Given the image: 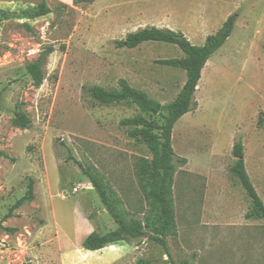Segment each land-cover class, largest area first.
<instances>
[{
	"label": "rangeland",
	"instance_id": "obj_1",
	"mask_svg": "<svg viewBox=\"0 0 264 264\" xmlns=\"http://www.w3.org/2000/svg\"><path fill=\"white\" fill-rule=\"evenodd\" d=\"M42 2L52 11L36 16ZM197 2L212 10L210 18H220L234 2L238 16L202 69L196 108L172 128L173 227L164 235L165 247L145 233L84 251L74 234L81 206L95 231L107 233L117 224L77 161L144 232L150 210L139 166L151 154L142 139L129 136L133 126L120 123L140 111L100 103L90 89H118L124 79L164 105L174 100L186 73L159 61L181 58L182 50L165 42L128 48L117 41L149 27L162 8L172 10L178 24L184 7ZM219 18L203 25V35L217 31ZM263 43L264 0H0V264H264V219L245 217L252 200L231 171L232 146L240 141L264 203ZM47 46L53 51L35 87L25 66ZM16 103L31 120L23 130L11 122ZM150 119L163 121L161 115ZM28 177L34 199L4 218L26 192Z\"/></svg>",
	"mask_w": 264,
	"mask_h": 264
},
{
	"label": "trees",
	"instance_id": "obj_2",
	"mask_svg": "<svg viewBox=\"0 0 264 264\" xmlns=\"http://www.w3.org/2000/svg\"><path fill=\"white\" fill-rule=\"evenodd\" d=\"M95 0H72L73 5H88ZM61 6L68 5L62 3ZM52 10L46 6L44 2L36 16H43L50 13ZM237 13L230 14L223 22L221 27L212 34L206 36L205 41L201 45L192 44L181 31H173L167 28L146 27L139 31L129 33L124 39L117 41L118 46L134 48L144 42H165L177 45L184 56L176 59H164L159 62L173 67L181 68L186 73V80L170 103L162 104L153 99L147 92L141 89L132 87L126 80L120 81L118 89H105L102 86H93L90 89V95L98 102L103 104H127L135 105L140 111V114L131 118L122 119L123 125L133 126L128 134L132 138H139L146 144L151 157L141 159L140 176L141 187L147 193L149 200L148 215L144 220V228L141 224L132 219H128L126 213L118 206V201L112 198V195L107 197L102 189V181L97 176L89 172L88 168L80 161H77L78 166L85 173L90 175L92 184L97 191L101 202L105 205L110 213L117 228L107 233L93 231L82 242V245L87 250H97L105 247L108 244L118 241H129L144 236L148 233L149 239L159 243L165 247L164 235L173 227L172 222V185L175 173V160L172 145L171 134L174 124L186 113L192 111L197 106L195 100V90L201 78V72L206 62L211 56L226 42L231 35L236 20ZM28 28L29 25H26ZM264 52V43L262 45ZM53 51L52 46H47L41 50L38 56L26 63V71L32 79V84L39 87L44 80L43 65L46 62L48 55ZM21 103L15 104V113L11 122L13 126L19 129H26L30 125V118L26 111L22 110ZM0 109H1V94H0ZM153 115H161L162 123L158 124L150 119ZM232 154L236 160L231 167V171L238 177L247 195L252 200V209L245 214L246 218H261L264 219V203L259 197L254 188L251 179L245 168L244 150L240 141H237L232 146ZM181 163H186V159H181ZM34 181L28 177L27 189L23 196L18 198L10 207L4 218H8L17 209L27 201L34 199ZM111 201V202H110ZM90 219V218H89ZM13 231L14 229H6ZM142 264V260L138 262Z\"/></svg>",
	"mask_w": 264,
	"mask_h": 264
},
{
	"label": "crops",
	"instance_id": "obj_3",
	"mask_svg": "<svg viewBox=\"0 0 264 264\" xmlns=\"http://www.w3.org/2000/svg\"><path fill=\"white\" fill-rule=\"evenodd\" d=\"M236 6H238V5L233 2V4L231 6H229L221 14L220 18H219V16H215V15H214L215 16L214 18H210V13H213V12H211L212 10L211 11L205 10L204 4L197 2V3L192 4L191 6H185L184 7L183 14H181V16H180L181 19L183 18L182 22H180L178 24L174 23L171 20V18H170L171 16L172 17L174 16L173 15L174 12L172 10H170V9L162 8L158 12V17H156L153 21L150 22L151 25L149 27L169 28V29H172V30H180L190 42H191V40L201 39L200 43H197V42L192 43L191 42L194 45H201V44L204 43L205 38H206V35H203V25L205 23H216L215 21L219 18V21H218V24H217L218 27L215 29V30H218V28L222 25V23L226 20V18L230 14L233 13L232 9L236 8ZM141 13H143V10H139V14H141ZM139 16L140 15L136 16L135 18H133L132 23H131L132 25L135 26L136 24L139 23L138 22L140 20ZM48 197L50 199V196H48ZM74 229H75L74 230L75 237L79 239V240L77 239L76 241L78 242V245L80 247H81V244H82L83 240L90 233L95 231V226H94L92 220L89 219V217L86 216L82 206L80 207V211L77 212L76 224H75ZM81 249L84 250L83 248H81ZM84 251L92 252V251H88V250H84Z\"/></svg>",
	"mask_w": 264,
	"mask_h": 264
},
{
	"label": "water",
	"instance_id": "obj_4",
	"mask_svg": "<svg viewBox=\"0 0 264 264\" xmlns=\"http://www.w3.org/2000/svg\"><path fill=\"white\" fill-rule=\"evenodd\" d=\"M145 236H148V234L146 233Z\"/></svg>",
	"mask_w": 264,
	"mask_h": 264
}]
</instances>
